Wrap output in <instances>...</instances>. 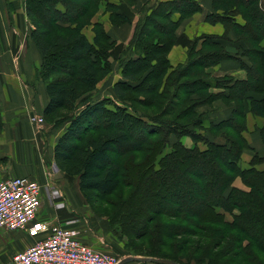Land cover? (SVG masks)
I'll use <instances>...</instances> for the list:
<instances>
[{
	"label": "trees",
	"instance_id": "16d2710c",
	"mask_svg": "<svg viewBox=\"0 0 264 264\" xmlns=\"http://www.w3.org/2000/svg\"><path fill=\"white\" fill-rule=\"evenodd\" d=\"M97 2L42 0L37 4L24 0L26 16L33 26L30 38L41 55L35 75L44 82L48 96L43 114L59 109L73 112L53 148L56 165L65 174L77 177L86 200L110 205L108 221L118 226L113 228L128 239L149 238L147 249H129L128 255L178 262L156 253L162 252L167 241L181 235L202 233L208 238L203 232L210 229L220 232V240H229L244 262L264 264V167L258 168L264 163V154L254 151L248 167L239 165L242 152L252 149L243 136L246 111L264 118V47L259 44L264 38V0H212L214 12L206 15V21L221 22L226 34L204 36L202 47L190 46L186 62L176 67L167 55L180 20L200 9L197 1L170 0L140 8L123 52L129 55L124 62L113 56L117 45L113 47L103 24L93 21ZM102 2L110 12L112 25L131 23L114 3ZM36 7H41V14ZM219 9L221 14L216 12ZM174 13L179 17L175 19ZM226 14H240L244 23ZM87 26L93 32L91 40L83 31ZM230 28L237 39L234 55L222 41ZM240 52L251 62H243L246 78L212 77L206 71L222 59H241ZM60 53L71 55L69 68L55 65L54 57ZM112 59L118 62L122 77L113 84L114 100L124 105L116 103L112 110L107 106L110 99L105 98L88 102L78 111V103L111 72ZM212 88L222 90L215 92ZM135 93L139 95L130 98L129 94ZM133 103L160 110L153 116L138 115ZM202 105L212 109L200 111ZM204 119H208L216 139L207 138L204 148L196 144L186 147L180 136L200 140L194 128ZM145 122L151 126H147V136L139 139L129 134L126 123L141 126ZM2 127L0 114V131ZM158 134L162 136L148 137ZM260 134L264 140V124ZM141 169L149 173L138 176ZM237 177L246 189L233 185ZM120 186L125 188L116 194ZM113 194L116 199H106ZM168 217L181 223L166 221ZM217 224L222 227L214 228ZM175 244L180 250L189 246ZM204 248L214 253V258L224 257V250L215 253L210 244ZM214 263L217 260L212 258Z\"/></svg>",
	"mask_w": 264,
	"mask_h": 264
},
{
	"label": "crops",
	"instance_id": "0c3cea01",
	"mask_svg": "<svg viewBox=\"0 0 264 264\" xmlns=\"http://www.w3.org/2000/svg\"><path fill=\"white\" fill-rule=\"evenodd\" d=\"M108 1L114 3L117 6V11L126 15L131 23L120 26L112 25L108 19L109 11L103 13L99 11L93 17V21H99L103 24L105 31L116 42V49H124L123 47L128 44L132 36L134 24L139 17V9L146 5L170 0ZM195 1L199 3L200 9L181 19L176 28V40L167 55L173 67L186 62L190 46L200 49L204 36L215 35L221 37L226 34V27L221 22L209 23L206 21V15L214 12L212 0ZM216 12L221 14L222 10L219 9ZM225 16H229L231 19L234 18L239 23H244L240 14H226ZM173 17L178 18L179 13H174ZM31 28L32 25L25 12L24 0H0V114L3 122L0 131V180L10 176L28 175L29 177L30 175L32 176L30 178L39 182L41 179L43 180L44 171L47 167L44 161L45 154H40L39 149H36L35 145L31 143L34 129L30 124V117L33 116L32 113L34 115L39 114L48 100L44 82L35 75L36 70L41 65V55L30 38ZM89 28L88 31L85 28L83 31L87 38L91 40L93 32L91 26ZM222 41L226 50L234 55L237 39L233 29H229L227 39ZM259 44L264 47V38ZM240 54L243 55L241 59H222L215 65L209 66L206 71L212 77L230 75L236 79H244L247 75V68L243 66V62L247 65L251 62L242 52ZM115 62L117 61L112 59L111 72L113 71L114 74L113 76L110 75V84L105 85V81H102L96 85V89H98L96 91L99 92L96 101L105 97L114 99L113 84L122 78L120 68ZM211 90L216 92L222 89L212 88ZM206 109L210 111L212 107L202 105L199 108L200 111H207ZM245 115L246 129L243 136L252 149H245L242 152L239 164L242 168L249 166L254 151L264 154V140L260 134L264 118L253 115L248 110ZM182 140L186 142L187 139ZM42 154L44 157H42ZM233 185L246 189L239 177L235 178ZM65 199L72 208L76 207V201L71 191L66 192ZM48 206L47 200L40 202L37 213L38 219L51 221L48 217H51L54 210H51ZM59 213L64 216V209L58 210ZM18 233L23 232L19 231ZM80 237L90 244L84 236L80 235ZM25 238L28 240L29 245L35 242V238L28 235Z\"/></svg>",
	"mask_w": 264,
	"mask_h": 264
},
{
	"label": "rangeland",
	"instance_id": "374dc122",
	"mask_svg": "<svg viewBox=\"0 0 264 264\" xmlns=\"http://www.w3.org/2000/svg\"><path fill=\"white\" fill-rule=\"evenodd\" d=\"M40 1L42 2V0H34V3L38 4V2L40 3ZM103 6H104V2H102V0L100 1L98 0L97 5L95 6L94 4V9L96 8L97 11L96 13H98L99 11L101 13H103L104 11H108L104 9ZM36 10L38 11L39 14H41V7H36ZM89 27L90 26L85 27V30L88 31V29H90ZM110 38L111 40H113L112 43L114 47V45H116L115 44L116 42H114L112 36H110ZM123 48L124 49L113 50V52H115L116 54L113 56H117L120 62H124L125 59L129 56V55L126 56L123 55L125 47ZM135 53L137 54V52ZM131 55H134V53H132ZM54 60H55L54 61L55 65L62 64L63 67L65 66L66 68H69L72 64L70 54H63V53L57 54V56L54 57ZM115 64L119 66L118 62H115ZM113 74L114 73L112 71L110 74L102 78L99 82L105 81V85L110 84L111 81L110 75L113 76ZM96 90L98 89L95 88L93 91H91L88 94V96L84 100H81L78 103L79 104L78 111L86 103L88 102L93 103L97 100V97L99 96V92ZM129 95L130 98H133L139 94L135 93ZM105 98L110 99V102H107V106L112 110L115 109L114 106L116 103L120 106L124 105V102L120 100H114L110 97H105ZM127 105H128L127 109L131 111L130 104L127 103ZM133 105L137 107L136 113L138 115L144 113L149 116H153L160 110V107L147 108V107H142V105H137L134 103ZM75 113H77V110L74 111V114ZM32 114L33 116L30 117L29 120L30 124L32 125V128L34 129V136L31 143L35 145L36 149H39L40 154L41 153L45 154L44 161L47 164L46 171H44V178L43 180L41 179V181L39 182L42 187L41 201L47 200L49 205L48 207L51 208V210L52 209L54 210L51 217L48 218L57 225L62 224L75 228L76 230H78L79 236L80 235L84 236V238L87 239L91 245L93 244L92 246L95 249L100 250L102 252L114 254L118 258L131 256L126 254L127 252H129V249H131V251H135L136 249L142 250V252L145 249H147V242L149 238H145V240L143 239V237H140L138 239L132 237L128 239L121 232L113 228V227L118 228V226H112L108 221L107 215L111 213L110 205L105 202H94L93 200L92 201L86 200L78 187L77 177L69 176L65 174L56 165L54 158L52 156V149L54 148L57 139L64 133V130L66 129L67 124L69 123V118L72 116L73 112L69 110L59 109L55 113L49 115H44L43 110L39 114H35V115L34 113ZM153 118L156 119L158 117H153ZM144 121H147V119L145 118ZM147 126L151 127L150 125L146 124V122L144 124L142 123L141 126H139L136 123H130V124L126 123V127L129 134L132 135V137L139 139L145 137L147 133ZM194 130L197 131L198 134L196 135L201 139L194 141L190 135L180 136L181 142L186 147H191L194 144H196L200 148H204L206 146L204 142L207 140V138L209 140L216 139L215 137L216 134H213L210 131L208 119H204L196 129L194 128ZM160 136H162V134L148 136V137L149 139L150 138L155 139ZM184 138L187 139L186 142H183L182 139ZM173 139L174 138H172L171 140ZM217 139L219 141H222V139L220 138ZM164 150L168 151L167 149ZM42 157H44L43 154ZM141 157H138V159ZM239 164H240V160H239ZM172 167L174 168V166H172L171 163V168ZM260 167H264V163L259 164L258 168ZM143 172L144 175L149 173L148 169H143V170L141 169L140 171L137 172L138 176H140ZM176 175L178 176V173H176ZM29 177L32 176L29 175ZM124 188L125 186H120L116 191V194L122 192ZM65 191L66 192L71 191L73 193L76 201L75 203L76 207L72 208L70 205H68L65 199L66 197ZM116 194H113L112 196L106 199H116L115 198ZM60 209H64V213H65L64 216L61 213L58 214V210ZM206 214L207 211L204 213V215L206 216ZM164 219H168L166 221H171V222L174 221L176 223H181L179 220L169 219V217ZM227 219L230 218L228 217ZM221 227H222L221 224L214 225V228L216 229H219ZM205 231L206 232H203V234H207L208 238L203 237L202 233L199 234L196 233L193 235L185 234L178 236L176 238H172V240L166 242L168 243L167 246L162 247V252H158L156 254L166 257L167 256L173 257L178 262H180V264H212V258L217 260V263L214 264H218L220 263V261H224V263L226 264L227 263L248 264L242 260L243 255L239 254L237 250L232 248L234 245L231 244L229 240L219 239L221 238V234L219 231H213L210 229H207ZM26 236L27 234L25 232L18 233L13 231H7L0 227V264H6L12 252L29 245L28 240L25 238ZM175 242H179L180 244L184 242V245L189 244V246H187L185 250H180L178 247H176L178 246V244H175ZM207 244L212 245L213 250L216 251L215 253H220L224 250V252L221 254L225 253L226 255L224 254V257L220 256L219 258L212 257V254L214 253H211L210 251L206 250V248H204ZM262 261L264 262V257H262ZM125 264H159V263L129 261L126 262Z\"/></svg>",
	"mask_w": 264,
	"mask_h": 264
},
{
	"label": "built area",
	"instance_id": "2783aa9c",
	"mask_svg": "<svg viewBox=\"0 0 264 264\" xmlns=\"http://www.w3.org/2000/svg\"><path fill=\"white\" fill-rule=\"evenodd\" d=\"M41 195V184L28 176L0 180V227L35 238L6 264H117L120 257L95 249L75 228L38 219Z\"/></svg>",
	"mask_w": 264,
	"mask_h": 264
},
{
	"label": "water",
	"instance_id": "95a60500",
	"mask_svg": "<svg viewBox=\"0 0 264 264\" xmlns=\"http://www.w3.org/2000/svg\"><path fill=\"white\" fill-rule=\"evenodd\" d=\"M129 261L153 262V263H159V264H180L176 261H173L167 258L137 256V255H131V256H127L123 258L121 257L120 260L117 262V264H125L126 262H129Z\"/></svg>",
	"mask_w": 264,
	"mask_h": 264
}]
</instances>
